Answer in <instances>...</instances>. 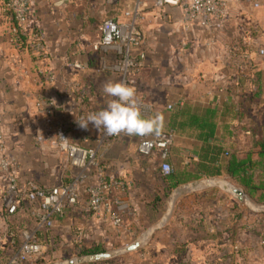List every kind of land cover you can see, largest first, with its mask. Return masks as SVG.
<instances>
[{"label": "crops", "instance_id": "0c3cea01", "mask_svg": "<svg viewBox=\"0 0 264 264\" xmlns=\"http://www.w3.org/2000/svg\"><path fill=\"white\" fill-rule=\"evenodd\" d=\"M225 1L226 16L219 28L184 30L181 8L158 7L153 0H143L141 43L133 53L137 57L143 52L145 59L134 74L133 87L142 104L150 106V111L142 115L162 117L160 132L174 130V113L180 108L174 104L178 101L193 111L215 108L216 143L222 142L227 150H238L244 145L245 124L264 134V54L259 53L264 51V0L257 7L251 0ZM132 3L133 0H120L115 5L105 0H28L35 33L43 45V52L37 53L17 37L6 0H0L1 156L10 161L18 188L23 193L32 185L50 189L77 175L78 170L53 145L58 131H63L69 142L96 152L98 168L92 170L88 184L101 176L107 183L123 180L127 185L123 191L112 187L107 193L111 201L120 196L126 202L119 226L91 215L84 186L77 202L53 213L51 225H47L37 204L25 197L19 200L14 214H7L2 198L8 180L0 170V264L18 248L25 232L41 243L40 258L45 264L50 256L66 251L78 253L79 248L125 246L144 236L161 219L170 194L180 185L217 177L209 176L198 165L204 143L193 128L173 131L167 158L173 176L170 184L160 171L158 150L149 156L137 151L138 144L151 136L121 133L113 137L91 122L86 128L80 126L90 113L105 107L103 85L120 79L119 74L107 68L118 59V52L110 47L92 49L100 36L99 25L106 18L124 21L122 13ZM238 73L260 75L256 99H252L253 91H258L255 84L248 80L238 83ZM38 102L52 103L50 118L37 107ZM236 106L246 109L242 111L243 120L237 118ZM232 129L239 131L230 136ZM224 157L223 154L221 158ZM205 163L210 168L218 167V163ZM219 170V177L228 179L224 168L220 166ZM174 173L180 184L170 188ZM234 202L237 201L231 196L213 189L182 192L168 220L155 231L148 245L137 251V264H222L232 252V264H260L259 241L220 238L240 219L241 209L233 207ZM196 225L218 237L199 243L210 248L202 256L194 250L199 244L195 247L190 236ZM130 235L135 238L129 239ZM148 249L154 258L146 255ZM240 249L247 252V257L238 256Z\"/></svg>", "mask_w": 264, "mask_h": 264}, {"label": "built area", "instance_id": "2783aa9c", "mask_svg": "<svg viewBox=\"0 0 264 264\" xmlns=\"http://www.w3.org/2000/svg\"><path fill=\"white\" fill-rule=\"evenodd\" d=\"M120 0H105L108 5H115ZM156 6L171 5L181 8L180 24L184 30L192 28L207 29L219 28L222 20L226 16L227 2L225 0H153ZM257 7L260 0H251ZM143 0H133L129 9H124V21L114 18H106L99 25V39L92 44L93 50L105 48L115 49L118 59L107 68L120 76L119 81L133 86V77L137 69L142 66L145 53H137L134 56V49L141 43L140 23L143 20L142 14ZM7 10L16 21L21 33L26 36V43L37 53L43 52V45L35 33L34 19L30 16L28 0H8ZM15 30V29H14ZM264 54L263 50L259 51ZM218 102V100H217ZM182 101L174 104L181 107ZM37 107L50 118L53 114L51 102H38ZM168 105V108H171ZM142 113H148L150 106L142 104ZM116 137V136H113ZM173 140V131H162L159 135L142 140L138 146L139 154L149 156L152 151L158 150L160 157V171L169 174L171 167L167 162L169 147ZM53 145L63 153L70 165L78 170V173L69 182L58 187L43 189L32 185L25 193L18 188L15 174L10 170V161L1 156L3 152V141L0 131V170L7 174V190L3 195V204L8 215L17 211L18 202L22 197L30 203L37 204L41 210V219L47 225H51L53 213L60 211L66 205H74L80 194L81 187L84 186L87 194V209L91 215L97 219L109 221L115 227L121 223V213L126 209V202L120 197H115L111 201L107 193L110 188L117 187L120 191L126 188L123 180H106L99 176L97 181L88 184L91 172L98 168L97 155L93 148L75 145L68 141L63 131H58ZM100 175V174H99ZM42 245L37 238L30 233H23L22 241L18 248L11 252L4 264H33L40 258Z\"/></svg>", "mask_w": 264, "mask_h": 264}, {"label": "trees", "instance_id": "16d2710c", "mask_svg": "<svg viewBox=\"0 0 264 264\" xmlns=\"http://www.w3.org/2000/svg\"><path fill=\"white\" fill-rule=\"evenodd\" d=\"M7 1L8 0H6V3ZM12 19L17 37L30 48L26 43V36L22 34L17 27L13 16ZM249 75L250 74L242 75L238 73L236 75L237 82L241 83L244 80H248L253 85L255 84L258 91H253L252 99H256L260 94L261 77L259 74L253 76ZM242 111L245 112L246 109H243L242 106H236V115L239 120H243L244 115ZM217 112L215 108L197 109L193 111L190 106H182L176 109L174 113V126L172 125L174 130L172 131H174V133L182 132L187 128H193L199 131L197 137L204 143V147H202L201 152L198 154V165L200 169L209 176H220L219 167H223L228 179L241 187L254 202L264 204V134H258L257 129L248 127V125L245 124L246 127L242 129V132H246L243 148L238 150H227L222 146V142L216 143ZM234 131L236 132L239 130L232 129L229 131L230 136H233ZM223 154L225 157L221 158ZM205 162L218 163V167L210 168ZM163 179L170 183L173 176L170 175V173L166 175L163 174ZM178 184H180V178L174 173V184L171 185L170 188L176 187ZM100 251H104V248L98 246L84 247L78 249L77 255L97 253ZM33 264L45 263L41 258H38Z\"/></svg>", "mask_w": 264, "mask_h": 264}, {"label": "clouds", "instance_id": "9594fccd", "mask_svg": "<svg viewBox=\"0 0 264 264\" xmlns=\"http://www.w3.org/2000/svg\"><path fill=\"white\" fill-rule=\"evenodd\" d=\"M102 91L107 98L105 107L90 113L81 127L86 128L91 122L96 129H103L107 136H118L121 133L139 137L159 135L162 117L160 114L150 117L142 115V102L133 86L124 81H108Z\"/></svg>", "mask_w": 264, "mask_h": 264}, {"label": "water", "instance_id": "95a60500", "mask_svg": "<svg viewBox=\"0 0 264 264\" xmlns=\"http://www.w3.org/2000/svg\"><path fill=\"white\" fill-rule=\"evenodd\" d=\"M213 188H218L222 192L231 195L232 198H234L239 203L244 204L246 208L251 212H255V213L264 212V205L255 204L241 187L235 186L224 177L217 176L211 178L197 179L187 184L180 185L170 194V199L167 203L166 210L164 211L161 219L157 223L151 225L149 229L145 232L144 236H142L141 238L135 239L133 242L122 247L113 248L110 250H104L97 253L80 254L72 258H66L64 260L54 261L48 264L100 263V262H107L111 259H114L116 257H119L127 253L141 251L148 245L155 231L160 229L162 224L166 220H168L172 212L173 204L175 203L176 198L182 192H199Z\"/></svg>", "mask_w": 264, "mask_h": 264}, {"label": "rangeland", "instance_id": "374dc122", "mask_svg": "<svg viewBox=\"0 0 264 264\" xmlns=\"http://www.w3.org/2000/svg\"><path fill=\"white\" fill-rule=\"evenodd\" d=\"M227 180L235 185L234 182L230 181L229 179H227ZM235 186H237V185H235ZM213 190L214 191H221L218 188H213ZM229 196H231V195H229ZM234 203L235 204H233L234 205L233 207L238 208V210L241 209V213H240L241 216L239 217L240 219H239V221L237 220L238 222H236L233 229H228V231H226V233H225V236H222L220 238L221 239L224 238L223 239L224 241H226V240L228 241L231 239L232 240H238V241L242 240V239H254V240L259 241V243H260L259 245L261 246V248L259 249V253L257 256L260 259V261H262L260 264H264V212L263 213L251 212L246 208V206L244 204L239 203L238 201L234 202ZM254 203L257 205H264V204H259L256 202H254ZM251 225H252V227H251ZM195 229L196 230L193 231L190 235V236H192V240L194 242H196L195 247L203 241L205 243L206 241L214 240V239L218 238L217 235L215 234V232H207L199 225H196ZM136 234H139V233H136ZM133 237H134V235H130L129 239H132ZM113 248H118V247H113ZM113 248H109V249L104 248V250H110ZM174 249L177 251L182 250V248H174ZM194 250L197 251V253H199L200 256H202L205 252L209 253L210 248H203L202 244H199L196 247V249H194ZM240 250H242V249H240ZM243 250H245V249L243 248ZM243 250H242V252L238 253V256L241 258L247 257V255H248L247 252H245ZM184 251L185 250L183 248L182 256L185 257L186 253ZM145 253H146V255L150 256L151 258H154L153 257L154 254H153V251L151 249L146 250ZM138 254H140V252L139 253L138 252L127 253V254L121 255L119 257H116L114 259H111L108 262H100V264H137L138 261H140V260H138V257H137ZM233 254H234V252H232L231 255H227L224 258V263H222V264H232L231 258H229V257H231ZM75 256H77V253H75L74 251H72L71 253L66 251V252L62 253L61 255H58L55 257L50 256L48 259H49V263H50V262H54L55 260H58V259L64 260L66 258H72ZM236 263L238 264V261Z\"/></svg>", "mask_w": 264, "mask_h": 264}]
</instances>
